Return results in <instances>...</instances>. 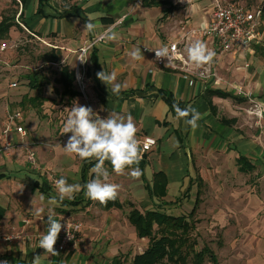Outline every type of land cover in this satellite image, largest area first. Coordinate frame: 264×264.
I'll return each mask as SVG.
<instances>
[{
	"label": "crops",
	"instance_id": "0c3cea01",
	"mask_svg": "<svg viewBox=\"0 0 264 264\" xmlns=\"http://www.w3.org/2000/svg\"><path fill=\"white\" fill-rule=\"evenodd\" d=\"M162 1L147 5L144 0H75L72 4L50 0L42 12L38 11L39 0L24 3L25 24L38 36L33 35L42 42L44 52L53 49L58 60L40 59L42 66L27 67V83L17 96L7 97L8 89L0 85V146L7 140L13 145L0 157V230L13 236L10 241H0V262L33 264L39 255V264H133L149 239L139 237L130 222L131 203L142 212L161 203L151 196L149 187L154 175L163 172L167 177L164 199L183 197L178 205L184 202L191 206L190 211L199 199L195 217L202 236L220 229L223 242L215 249L218 264H264V118L255 111L256 103L264 105V13L261 34L251 46L221 53L216 39L200 32L201 23L212 19L216 0ZM89 18L98 26L93 32L84 31ZM113 26L117 39L100 40L85 55L87 97L76 78L78 94L63 95V85L58 82L61 66L75 70L81 49ZM196 39L216 52L213 61L221 80L188 76L159 63L150 50L178 41L187 58L185 49ZM137 48L144 59L130 56ZM13 50L1 55L0 80L15 91L19 84H10L18 83L23 71L11 57ZM93 54L97 65L91 61ZM113 70L117 73L114 83L121 85L119 94L97 76ZM238 88L247 96L239 94ZM160 90L171 92L181 109L191 105L202 114L195 131L177 118ZM211 90L229 96L210 94ZM10 103L19 109L14 112L24 109L17 124L25 127L26 135L15 128L8 137L3 135L9 117L3 124L6 113L1 107ZM76 103L91 107L100 118L131 115L141 149L146 136L157 141L149 151L142 150V159L126 169L125 175H116L111 163L105 162L108 182L121 186L116 198L121 206L105 208L87 198L83 186L95 179L92 169L97 161L81 160L64 151L71 135H61L66 108ZM28 150L35 151L36 165L29 163ZM136 167L142 173L139 179L128 174ZM54 177L80 184L82 190L71 200L49 205L48 199L57 195ZM187 187L190 192L181 195ZM49 215L57 221L63 217L82 222L76 248H55L56 256L39 248Z\"/></svg>",
	"mask_w": 264,
	"mask_h": 264
},
{
	"label": "clouds",
	"instance_id": "9594fccd",
	"mask_svg": "<svg viewBox=\"0 0 264 264\" xmlns=\"http://www.w3.org/2000/svg\"><path fill=\"white\" fill-rule=\"evenodd\" d=\"M97 24L88 19L84 26V31L93 32L97 28ZM115 26L110 27L101 35L102 40L115 41L117 33L114 30ZM202 30L207 29V22L201 23ZM155 51L157 59L166 58L168 64L173 60L175 55L174 48L169 49L167 45L150 49ZM187 61L195 67H203L213 62L216 52L210 49L207 44L200 39L191 41L185 49ZM133 59H144L139 48L130 53ZM85 62L87 59H79ZM98 78L107 86L112 84V92L119 94L121 85L114 83L117 73L113 70L110 74L101 71L97 73ZM177 118H183L185 123L191 127L193 131L199 126L198 121L202 119V114L195 108L189 105L181 109L178 104L173 105ZM68 115L63 124L62 133L71 135L68 137L66 145L63 146L65 153L76 155L81 160L95 159L97 163L92 169L95 174V179L88 181L83 186L85 196L92 201H97L101 205L107 204L117 198L120 185L110 183L109 171L105 168V162H110L112 171L120 176L125 175V170L137 165L142 159V149L140 142L136 137L137 128L131 115L124 117L120 115L109 114L107 118H100L91 107L82 106L78 103L71 108H66ZM257 115L264 116V105L257 106ZM147 148V144L144 145ZM133 179H139L141 170L136 167L132 168L128 173ZM57 195L48 199L49 205H57L63 202L66 198L71 200L74 194L82 190L80 184H68L64 177H61L55 182ZM43 199V197H41ZM63 220V217L61 218ZM61 220L57 221L51 215L47 216V231L42 234L39 239V248L44 250L51 256L58 255L55 245L59 234L64 227ZM0 264H8L7 261ZM33 264H39V255L33 259Z\"/></svg>",
	"mask_w": 264,
	"mask_h": 264
},
{
	"label": "trees",
	"instance_id": "16d2710c",
	"mask_svg": "<svg viewBox=\"0 0 264 264\" xmlns=\"http://www.w3.org/2000/svg\"><path fill=\"white\" fill-rule=\"evenodd\" d=\"M23 1L24 3L26 2V0ZM49 1L50 0H39L38 11L42 12L43 7L45 4H48ZM144 1H146L145 4L147 5L163 2L162 0ZM237 4L240 3L237 2ZM257 4L258 0H255L253 5L246 6L252 8ZM17 25H19V23L16 21L15 15L13 17H2L0 20V42L3 40L17 42V40L11 36L12 29ZM30 35L34 38L32 34ZM40 59L44 62H57L58 55L52 49L42 54ZM91 61L93 64L97 65L95 54L91 56ZM74 81V70H70L68 65L61 66L58 82L63 85V95L74 96L78 94L74 88ZM129 93L131 92L129 91L126 94ZM209 93L229 96V93H224L219 90H211ZM160 94L172 110L175 111L173 107L174 104H178L181 108L180 103H177L171 92L160 90ZM241 160L244 159L241 158ZM149 191L151 196L160 199L161 203H155V206L147 209L145 212L140 211L131 203L132 208L129 212L130 222L135 226L138 236L149 239L148 247L143 253L134 257L133 264H189L191 259L192 264H205L207 258H209L212 264H218V254L210 244H204L200 248L198 247V233H201V231L198 229L199 221L196 219L195 214L199 199H197L194 207L188 214H184L183 212L176 215L174 211L171 212L170 206L178 205V201L183 197H178L176 201H166L164 199L167 195V177L163 172H158L154 175V180L149 187ZM199 195L200 193L198 196ZM103 206L109 208L112 206H121V203L115 199ZM194 233H196V235H194ZM199 239H201L200 236ZM216 240H218V238H216ZM215 242L217 244V241ZM220 244L221 243H218L217 247H219Z\"/></svg>",
	"mask_w": 264,
	"mask_h": 264
},
{
	"label": "built area",
	"instance_id": "2783aa9c",
	"mask_svg": "<svg viewBox=\"0 0 264 264\" xmlns=\"http://www.w3.org/2000/svg\"><path fill=\"white\" fill-rule=\"evenodd\" d=\"M85 1V0H83ZM263 2L264 0H258V4L255 7H247L246 5H241L237 3H225L221 0H216L215 2V10L210 22L207 23V29L202 30L200 28V32H202L206 36H212L216 39L218 43V48L221 53H227L234 49H244L248 48L252 45L254 41L260 36V24L261 18L263 16ZM22 13V8L20 13L17 15V22L24 27V29L30 34L38 37L34 34L22 21H20L19 17ZM101 35L96 39L90 41L84 48L81 49L79 59H86L85 55L89 49H91L98 41L102 40ZM167 45L170 50L174 48L175 55L173 56V60L170 64L166 58L157 59L155 56V51L153 50V55L155 59L159 63H167L170 68L178 69L183 71L188 76H191L196 79L208 80L210 78H215L218 81L221 80L218 75V71L213 61L209 65H205L203 67H195L191 66L190 62L187 61V58L184 56L181 51L180 45L178 41H171L164 43L158 47ZM18 43L16 41L3 40L0 42V61L2 58V53L8 49H16ZM156 47V48H158ZM85 62H81L78 60L77 65L75 67V78L76 83L78 85L79 90L81 91L84 97H87L86 87L87 81L85 78V73L83 68H85ZM18 85L17 82H12L10 86L16 87ZM238 93L247 96V92H245L242 88H238ZM256 114H257V106L259 103H256ZM260 118H264V116L258 115ZM23 118V114L21 111L14 112L9 115V122L5 126L3 130V135L8 137L9 133L15 128L17 132L22 135H26L27 131L23 125H18V121H21ZM157 141L152 136H146L142 141V150L144 152L149 151L156 145ZM147 144V148H144V145ZM12 143L7 140L3 146H0V157L4 150L11 148ZM23 146H27L24 144ZM28 161L29 163L36 165L37 158L36 153L33 150H28ZM60 178L54 177V182H56ZM29 219H25L27 223ZM62 228L55 248H58L61 251H65L68 249L76 248L81 241L80 231L82 229V222L73 218H67L63 220ZM13 239L12 235H7L0 230V241H10Z\"/></svg>",
	"mask_w": 264,
	"mask_h": 264
},
{
	"label": "rangeland",
	"instance_id": "374dc122",
	"mask_svg": "<svg viewBox=\"0 0 264 264\" xmlns=\"http://www.w3.org/2000/svg\"><path fill=\"white\" fill-rule=\"evenodd\" d=\"M234 1H236L240 4H243V5H249V6L253 5L255 2V0H234ZM60 2H61V4L62 3L72 4L75 2V0H60ZM23 3H24L23 0H0V20L4 16L13 17L14 15H15V19H16L17 15L20 13V10L22 8V13H21L19 19H20V21H22L25 24V22L23 20V18H24L23 17V15H24L23 14V10H24V8H23L24 4ZM13 37L17 40L18 46L15 50H13L14 54L11 57L13 58L14 62L19 65L20 70L23 72L21 73L22 76L18 80L19 85H18L17 89H15V91L11 90V88L8 86V83L0 80V85H2V87H6L8 89V91L6 93L7 97H12V96L14 97V96H17L19 94V92L22 90V87H24L25 84L27 83V81L25 79V74L27 73L26 72L27 67H30V66L40 67V66H42L40 56L43 53H45L44 48L42 46V42L33 38L24 29V27H22L20 24L13 28ZM8 68H10V67H8ZM0 70H1V68H0ZM3 71L5 73L6 72L9 73V70L5 71L3 69ZM15 80L16 79H11V81H15ZM10 93H12V94L10 95ZM1 108H3L2 112L5 111V113H6L5 117L3 119L1 118V120L4 124L6 118L9 117L8 114L9 115L12 114L14 112V110L17 109V106H15L14 104L12 105L10 103L8 105H2ZM17 110H19V109H17ZM21 111H24V109L21 108ZM174 189H175L174 187L171 188V190H170L171 194H173ZM200 191L198 192V194L200 193ZM189 192H190V188L187 187L183 190V193L181 195L185 196ZM170 207H171V210L174 209V213H183L184 212V214H188L191 206H186L185 203L183 202V203L179 204L178 206H170ZM219 231H220V229L218 231H216V233H214V234H210V233L207 234L205 237H203L202 234L199 232L198 233V244H199L198 247L200 248L204 244H208V245L210 244L211 247L216 249L217 244L223 242L222 234ZM194 235H196V233H194ZM199 236L201 239H199ZM216 238H218V240H216ZM215 241H217V244ZM191 261H192V259L190 260L189 264H192ZM205 264H212V262H210L209 258H207V261L205 262Z\"/></svg>",
	"mask_w": 264,
	"mask_h": 264
}]
</instances>
